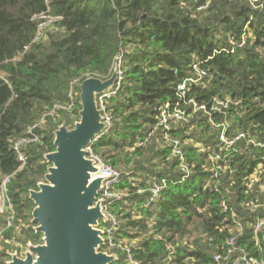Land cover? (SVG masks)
<instances>
[{
	"label": "trees",
	"instance_id": "1",
	"mask_svg": "<svg viewBox=\"0 0 264 264\" xmlns=\"http://www.w3.org/2000/svg\"><path fill=\"white\" fill-rule=\"evenodd\" d=\"M42 15L53 20L39 36ZM119 55L125 79L105 100L112 126L93 144L122 174L113 190L123 197L110 208L118 219L114 241L136 242L139 264H215L234 237V252L221 264H233L241 252L264 261V225L255 230L264 215V148L241 142L218 177L209 158L219 151L223 122L264 138V0L256 6L248 0H0V173L11 175L14 210L13 218L0 212V264L45 242L32 193L47 182L57 132L81 120V85L109 79ZM194 64L208 84L192 82L182 95L179 86L196 72ZM216 97H231L233 105L224 113L196 112L168 130L159 125L166 105L189 113L191 99L211 104ZM71 100V112L57 107ZM36 124L38 140L23 145L22 166L15 141L30 138ZM176 140L189 166L186 179L173 154ZM253 175L260 181L250 185ZM162 179L166 185L151 202ZM247 202L259 207L251 211ZM100 250L112 256L108 264H130L117 246L103 243Z\"/></svg>",
	"mask_w": 264,
	"mask_h": 264
},
{
	"label": "water",
	"instance_id": "2",
	"mask_svg": "<svg viewBox=\"0 0 264 264\" xmlns=\"http://www.w3.org/2000/svg\"><path fill=\"white\" fill-rule=\"evenodd\" d=\"M116 71L107 80L89 78L81 85L83 109L74 129L62 126L57 132V151L48 155L53 163L47 182L33 192L34 221L45 234L43 244L32 246L23 259L12 264H108L112 256L100 250L104 243L99 226L105 216L97 201L101 178L92 179L97 169L86 158L85 146L103 131L105 123L93 93L107 91Z\"/></svg>",
	"mask_w": 264,
	"mask_h": 264
},
{
	"label": "built area",
	"instance_id": "3",
	"mask_svg": "<svg viewBox=\"0 0 264 264\" xmlns=\"http://www.w3.org/2000/svg\"><path fill=\"white\" fill-rule=\"evenodd\" d=\"M248 1H250L252 5L256 6L258 0H248ZM41 17L43 20L39 25V36L42 35L43 30L53 20V18L49 15H42ZM247 37H248L247 34L244 33L242 42H245ZM194 68L196 69V72L193 73V76L184 80L179 86V93H181L182 95L186 92V90L189 89V86L192 82H200L204 86H207L208 84L207 82L202 80L206 72L200 71L198 69V64H194ZM114 71H116V78L114 84L110 89L99 94L97 97L98 105L102 111L103 121L106 126L102 132L97 134L95 138L92 139V141L85 146L84 149L87 153L86 158L90 159L93 162V165L97 169L96 172L92 173V179L101 178V187L99 190L97 201L100 202L102 212L105 216L103 220L109 223V225L104 223V225L102 226L99 225L97 228L102 231L103 234L102 236L104 239V244L106 245V249L112 250L117 246L120 250L126 252L127 260L130 264H139V262L134 260L132 254V249L136 245V242L116 243L114 241V233L118 228V219L117 216L111 212L110 208L114 201L121 200L123 197V194L121 192L113 190L114 185L121 181L122 174L119 170H117L112 165H110L102 156L95 153L93 150V144L97 140H99V138L102 135L108 133L112 126L110 114L106 110L105 100L117 93V91L120 89L123 83V80L125 79V71L122 66V55H119L117 57V60L112 70V74ZM73 84L74 82L71 83V90L69 92V96L71 98H73V92H74V89L72 88ZM190 102L192 103L193 106V112H189V113L185 109L178 106L175 107L173 110L169 111V105H166L162 109L159 125L162 126L164 129L168 130L174 124H182V125L188 124L189 122H191L192 118L195 117V113L199 111H202L204 113H208L210 111H213L215 113H224L233 105L234 101L231 97H227V98L216 97L211 102V104H207L204 102L198 103L194 99H191ZM57 107L66 108L69 112H71L74 107V101L71 100L69 104L65 106L57 105ZM42 123L43 120L39 124ZM39 124H36L29 129V133L32 135L30 138H19L15 141L14 148L18 153V160L22 163V166L26 163V156L24 155L21 149L23 148V145H25L26 143H29L30 141L38 140V136L34 133V129ZM231 126L232 124L229 122H223L217 125V129L219 130V134H218L219 151L216 152L215 154L210 155L209 157L214 165L212 177H218L219 169L225 170L228 168L229 166L228 164L232 160V153L240 151L241 142L245 141L247 144H252L254 146L264 148V138L253 136L249 132H245L242 130H231L230 128ZM178 142L179 141L176 140V145L173 149V154L181 159L180 167L184 172L182 179H186V177L189 176L190 170H189V166L184 161V155L181 147L178 145ZM221 161L224 162V165L220 163ZM10 181H11V175H7L1 178V173H0V212L10 211L11 213L10 218H13L14 217L13 204L9 199L8 190H7V184L10 183ZM259 181L260 178L257 177L256 175H253L252 178L250 179V185H253ZM165 185H166V180L162 179L161 184H157L152 188L151 202L155 201L159 197V194L161 193ZM260 187L263 188L264 184H261ZM222 204L223 206L226 207V202H222ZM246 207L251 211H255L257 210L259 205L253 202H247ZM9 225H11V222H9ZM263 225H264V215L255 224V230L256 231L261 230ZM228 245H229V249H228V254L226 256L222 255L221 253L215 254L214 256L215 264H221L222 259L224 257L228 258L230 254L234 252V245H235L234 237H231L229 239ZM233 264H264V261H258L255 258L250 257L248 253L241 252L239 257L234 260Z\"/></svg>",
	"mask_w": 264,
	"mask_h": 264
},
{
	"label": "rangeland",
	"instance_id": "4",
	"mask_svg": "<svg viewBox=\"0 0 264 264\" xmlns=\"http://www.w3.org/2000/svg\"><path fill=\"white\" fill-rule=\"evenodd\" d=\"M43 25H44V24H43ZM92 97H93V101H94V103H96V102H97L98 94L95 92V93H93ZM127 169H129V168H127Z\"/></svg>",
	"mask_w": 264,
	"mask_h": 264
}]
</instances>
